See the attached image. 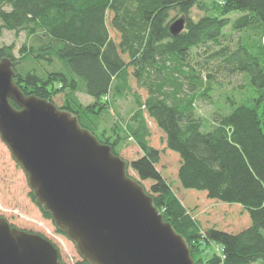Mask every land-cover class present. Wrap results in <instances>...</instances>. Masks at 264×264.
Listing matches in <instances>:
<instances>
[{"label": "trees", "instance_id": "16d2710c", "mask_svg": "<svg viewBox=\"0 0 264 264\" xmlns=\"http://www.w3.org/2000/svg\"><path fill=\"white\" fill-rule=\"evenodd\" d=\"M211 1L219 15L196 20L191 11L200 0H0V28L26 33L17 53L15 45L0 47V60L13 61L14 81L25 94L70 111L114 154L130 138L137 144L140 155L128 161L127 171L137 174L164 220L185 238L195 264H254L264 261V0ZM109 13L119 41L110 34ZM180 17L185 28L173 35L170 26ZM229 24L240 33L255 27L258 38L254 33L235 40L224 31ZM201 46L206 49L192 64L193 50ZM215 72L242 73L252 90L202 131L191 115L197 97L220 88ZM132 78L147 89V98L135 93L136 109L125 127L117 121L102 127L114 101L132 92ZM85 94L92 98L87 104L80 98ZM148 117L164 132L167 153L180 161L176 182L161 169L165 152L150 143ZM146 180L152 181L149 188ZM183 189L189 206L178 195ZM193 190L240 204L239 215L247 212L250 225L229 232L210 223L207 212L195 214ZM210 243L222 248L224 258L201 257Z\"/></svg>", "mask_w": 264, "mask_h": 264}, {"label": "water", "instance_id": "95a60500", "mask_svg": "<svg viewBox=\"0 0 264 264\" xmlns=\"http://www.w3.org/2000/svg\"><path fill=\"white\" fill-rule=\"evenodd\" d=\"M185 28L180 17L173 35ZM0 60V136L35 200L89 264H195L185 238L155 206L129 163L54 102L25 94ZM14 100L19 108L15 107ZM0 264H65L46 236L0 217Z\"/></svg>", "mask_w": 264, "mask_h": 264}, {"label": "rangeland", "instance_id": "374dc122", "mask_svg": "<svg viewBox=\"0 0 264 264\" xmlns=\"http://www.w3.org/2000/svg\"><path fill=\"white\" fill-rule=\"evenodd\" d=\"M207 8H209V10ZM206 14L219 15V12L215 10L214 3L211 0H200V4L194 6L191 11L192 18L196 20ZM175 15L176 14H173V16ZM235 16L236 14L233 15L232 18H235ZM110 18L111 14L109 13L108 24L110 27V34L116 41H119L120 36L110 25ZM253 30H256L255 27H249L241 33L235 32L233 25L229 24L224 31L230 36L233 35V39L237 40L240 35L243 34L252 35L255 33L254 38H258V29L256 31ZM25 40V32L16 34L14 31L0 28V47L15 45V52L17 53ZM204 49H206V47L201 46L193 50L194 58L191 61L192 64H195V62L201 58L200 54L204 52ZM124 58L128 60L127 55H124ZM129 70L130 73L133 72L132 68ZM214 74L215 79L213 83L220 88L216 91H212L210 97H197L191 115L193 120L200 124L202 131L211 130L217 119L231 113L233 108L246 100L245 98L249 95V90H252L251 86H249L248 89L249 82L242 73L228 75L222 72H215ZM129 81L133 94L131 92L126 97L114 101L110 109V115L105 117L102 121V127L110 129L116 121L125 127L128 118L136 109L134 99L135 93L142 99L147 98L148 91L145 87L140 86L134 78ZM80 98L85 104L92 100V98L86 94L85 96L80 95ZM252 98L250 96L246 102H253ZM107 99L111 101V94ZM55 101L58 105H61L60 99H56ZM148 123L151 129L150 143L165 152L161 169L169 180L176 182V172L180 161L177 157L167 153L166 136L164 132L160 130L157 124L149 117ZM119 151L121 157L127 161H131L140 155L139 147L131 138L121 145ZM128 171L132 177H137V174L131 168H129ZM143 183L149 188L152 181L146 180ZM177 188L178 187H175V190H177ZM31 192L32 190L28 183L26 173L22 166L13 158L10 149L0 136V217L7 219V221L15 227L40 233L49 238L59 248L60 254L66 264H79L82 262L83 260L77 251L75 243L58 230L52 219L45 217L40 205H38L36 200L32 197ZM188 192L189 191L185 189L178 192V195L186 206L191 205V202L188 201L190 198ZM192 192L193 196L196 197L195 199H197L195 200L197 204L194 209H192L195 211L194 213L198 215V212H207L208 218H211L210 223L217 221L219 223L217 225L218 228L229 232H236L250 225L251 220L247 212H245L244 215H239V208H242L240 204H229L210 199L207 197L205 191L193 190ZM203 248L201 257L209 259L215 253H219L221 247L216 243H210L203 245ZM254 264H264V261H259Z\"/></svg>", "mask_w": 264, "mask_h": 264}, {"label": "built area", "instance_id": "2783aa9c", "mask_svg": "<svg viewBox=\"0 0 264 264\" xmlns=\"http://www.w3.org/2000/svg\"><path fill=\"white\" fill-rule=\"evenodd\" d=\"M108 97H109V96H107L106 98H108ZM219 254H220V256H221L222 258H224V255H223V253H222V248H220Z\"/></svg>", "mask_w": 264, "mask_h": 264}, {"label": "flooded vegetation", "instance_id": "af4514ba", "mask_svg": "<svg viewBox=\"0 0 264 264\" xmlns=\"http://www.w3.org/2000/svg\"><path fill=\"white\" fill-rule=\"evenodd\" d=\"M60 259L64 262V259H63V257L61 256V254H60ZM65 263V262H64ZM66 264V263H65Z\"/></svg>", "mask_w": 264, "mask_h": 264}]
</instances>
